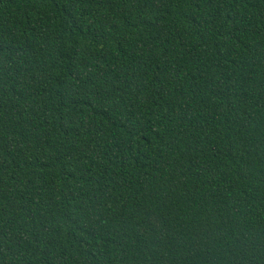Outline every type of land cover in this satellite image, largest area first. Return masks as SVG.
<instances>
[{
	"label": "trees",
	"instance_id": "trees-1",
	"mask_svg": "<svg viewBox=\"0 0 264 264\" xmlns=\"http://www.w3.org/2000/svg\"><path fill=\"white\" fill-rule=\"evenodd\" d=\"M0 264H264V0H0Z\"/></svg>",
	"mask_w": 264,
	"mask_h": 264
}]
</instances>
